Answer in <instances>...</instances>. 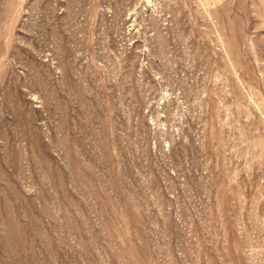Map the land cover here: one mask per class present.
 I'll return each instance as SVG.
<instances>
[{
  "label": "rangeland",
  "instance_id": "1",
  "mask_svg": "<svg viewBox=\"0 0 264 264\" xmlns=\"http://www.w3.org/2000/svg\"><path fill=\"white\" fill-rule=\"evenodd\" d=\"M0 264H264V0H0Z\"/></svg>",
  "mask_w": 264,
  "mask_h": 264
}]
</instances>
